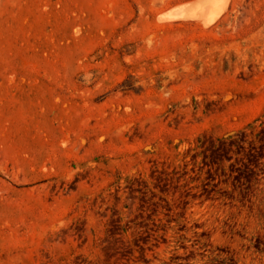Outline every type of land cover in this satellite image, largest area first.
Returning <instances> with one entry per match:
<instances>
[{
    "label": "rangeland",
    "instance_id": "1",
    "mask_svg": "<svg viewBox=\"0 0 264 264\" xmlns=\"http://www.w3.org/2000/svg\"><path fill=\"white\" fill-rule=\"evenodd\" d=\"M199 1L0 0V264H264V0Z\"/></svg>",
    "mask_w": 264,
    "mask_h": 264
},
{
    "label": "bare ground",
    "instance_id": "2",
    "mask_svg": "<svg viewBox=\"0 0 264 264\" xmlns=\"http://www.w3.org/2000/svg\"><path fill=\"white\" fill-rule=\"evenodd\" d=\"M196 2H197V1H196ZM219 2H220V1H219ZM222 2H223V1H222ZM222 2H221V3H222ZM191 3H192V2H191ZM201 3H202V0H200L197 4H198V5H199V4L201 5ZM216 5H217V4H216ZM219 5H220V4H219ZM212 8H214V7L212 6ZM212 8H211L212 12H211V10H209V11L211 12V14H212V13H213V14H216V11L213 12V9H212ZM215 8H216V7H215ZM215 8H214V9H215ZM217 9H219V10H217ZM215 10L220 11V10H221V7L218 8V5H217V8H216ZM222 10H223V8H222ZM222 10H221V11H222ZM210 12H209V13H210ZM169 14H170V13H169ZM169 14H168V15H169ZM213 14H212V15H213ZM217 14H218V13H217ZM217 14H216V16H217ZM213 17H214V16H213ZM183 18H184V17H183ZM214 18H215V17H214ZM214 18H211V19H214ZM166 19H167V18H166ZM206 19H207V18H206ZM208 19H209V18H208ZM207 21H208V20H207ZM167 22H168V21H167Z\"/></svg>",
    "mask_w": 264,
    "mask_h": 264
},
{
    "label": "flooded vegetation",
    "instance_id": "3",
    "mask_svg": "<svg viewBox=\"0 0 264 264\" xmlns=\"http://www.w3.org/2000/svg\"><path fill=\"white\" fill-rule=\"evenodd\" d=\"M181 257H185V256H181ZM144 258H145V259H148V258H146L145 256H144ZM175 263H176V264H184V263H188V261L185 262V261L177 260V261H175Z\"/></svg>",
    "mask_w": 264,
    "mask_h": 264
}]
</instances>
